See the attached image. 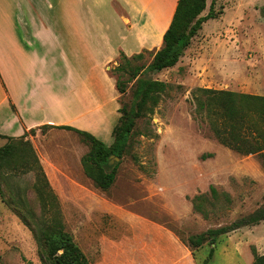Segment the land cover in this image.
Segmentation results:
<instances>
[{
	"label": "rangeland",
	"instance_id": "obj_1",
	"mask_svg": "<svg viewBox=\"0 0 264 264\" xmlns=\"http://www.w3.org/2000/svg\"><path fill=\"white\" fill-rule=\"evenodd\" d=\"M209 3L207 0L203 14ZM37 4L40 15L53 25L60 44L69 52L73 100L79 93L73 89L78 78L93 76L89 72L95 65L115 59L114 48L132 44L116 33L121 30L117 14L124 12L111 0H37ZM214 10L218 22L202 25L174 67L147 75L167 88L153 113L137 119L128 151L116 161L115 182L108 191H100L87 177L81 185L61 186L50 185L46 177L51 193L25 143L13 140L2 145H9L10 150L0 157V264H43L33 236L43 220H61L86 258L95 264L100 260L102 240L109 242L112 229L120 230L131 214L142 213L186 238L229 225L264 203V152L245 156L221 145L204 115L197 112L194 97L199 88L264 96V0H215ZM142 53L143 59L134 63L148 65L154 51ZM117 61L118 56L102 66L113 83L110 70ZM127 77L123 74L121 78ZM132 83L127 84L123 96L104 86L101 106L97 107L106 122L97 134L106 144L113 139L118 108L130 103ZM80 99L78 107L70 102L65 115L75 123H88L90 113L86 112L92 113L93 107L86 96ZM78 108L81 112L77 113ZM49 129L38 132L46 150L59 144L82 156L88 151L75 132L60 138L57 131L45 138ZM27 137L23 140L29 141L41 166ZM210 187L217 191V198L210 194ZM203 194L207 197L203 204L206 216L192 203L194 196ZM252 227L255 229L249 233ZM241 228L244 236H235L246 241L243 255L253 264V251L264 255V220ZM114 236L123 238L121 234ZM222 236L215 244L195 249L198 264L207 258L203 250L216 244L206 264H235V254L221 250L218 242Z\"/></svg>",
	"mask_w": 264,
	"mask_h": 264
},
{
	"label": "crops",
	"instance_id": "obj_2",
	"mask_svg": "<svg viewBox=\"0 0 264 264\" xmlns=\"http://www.w3.org/2000/svg\"><path fill=\"white\" fill-rule=\"evenodd\" d=\"M111 1L120 5L124 12L123 15L117 14L121 30L116 33L118 36L120 33L122 41L130 40L132 43L128 47L114 48L115 59L120 52L129 57L143 50L155 52L160 49L162 36L172 20L178 0ZM40 12L37 0H0V146L8 138L17 139L27 134L50 185H81L86 178L80 162L82 154L59 144L46 150L42 140H38V132L44 126L69 125L97 138V131L106 122L102 109L97 107L101 106L102 91L106 85L115 88V83L106 77L102 66L115 59L108 58L95 65L89 72L93 76L78 78L79 84L73 89L79 93H74V101L70 97L73 72L69 52L60 44L53 25L43 19ZM210 20L207 22H218ZM63 24L65 27L66 20ZM83 96L89 98L93 112H86L90 113L88 123H75V120L67 119L66 108L71 101L78 107ZM78 112H81L80 108ZM31 130L35 135L30 133ZM57 131L60 133L56 134ZM68 132L50 128L45 138L53 134L66 138ZM112 141L110 139L105 144L110 145ZM125 219V226L120 230L112 229L113 237L107 239L109 242L102 240L100 260L95 264H198V251L190 250L173 229L152 221L142 213L131 214ZM252 228L249 233L255 229ZM241 231L239 228L222 236L218 243L224 253L228 250L235 254V264H248L243 255L246 241L235 236H244ZM118 234L123 238L114 236ZM213 248L215 251L217 244ZM203 251L206 257L209 250Z\"/></svg>",
	"mask_w": 264,
	"mask_h": 264
},
{
	"label": "trees",
	"instance_id": "obj_3",
	"mask_svg": "<svg viewBox=\"0 0 264 264\" xmlns=\"http://www.w3.org/2000/svg\"><path fill=\"white\" fill-rule=\"evenodd\" d=\"M214 4L215 0H210L208 11L203 14L207 8V0H178L172 20L162 36V45L152 54L148 65L134 63L143 59L142 52L129 57L123 52L119 53L116 66L110 70L111 76L115 77V89L123 96L128 89L127 84L133 83L129 89L131 92L129 105L122 103L118 108L119 118L112 129L113 141L110 145H106L87 131L69 125L42 127L73 131L87 144L88 151L80 159L81 166L86 177L100 191H108L115 182L119 162L114 158L121 160L127 153L137 119L153 113L161 94L167 88L164 82L147 75L172 68L178 63L202 25L216 18ZM123 74L128 77L122 79ZM197 92L198 94L194 95L196 110L204 115L214 137L221 145L245 156L264 152V96L206 88H199ZM30 133L33 134L34 131L31 130ZM26 137L27 134L17 139L8 138L7 141L25 143L32 153L33 160L37 162L44 184L52 193L29 141L23 140ZM9 150V145L0 147V157L6 155ZM111 160H114L113 164L109 163ZM210 194L217 198L215 188L210 187ZM206 200L204 194L192 198L194 209L204 216L206 212L203 204ZM262 220L264 203L252 213L226 226L210 228L206 232L189 235L186 238L178 231L174 232L190 250L194 251L205 243L215 244L216 239L222 235L243 226L255 225ZM33 236L43 264H90L61 220L52 218L40 221L37 229L33 231ZM213 251L214 248L209 249L203 264L212 257ZM253 257V264H264V255L253 251Z\"/></svg>",
	"mask_w": 264,
	"mask_h": 264
},
{
	"label": "water",
	"instance_id": "obj_4",
	"mask_svg": "<svg viewBox=\"0 0 264 264\" xmlns=\"http://www.w3.org/2000/svg\"><path fill=\"white\" fill-rule=\"evenodd\" d=\"M114 160H115V161H117V160H118V158H117V157H115V158H114ZM114 160H111L109 163H110V164H112Z\"/></svg>",
	"mask_w": 264,
	"mask_h": 264
}]
</instances>
